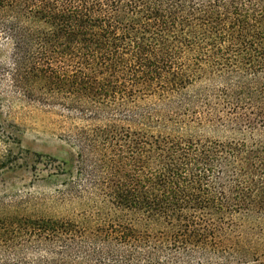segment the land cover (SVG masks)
Returning a JSON list of instances; mask_svg holds the SVG:
<instances>
[{
    "label": "trees",
    "instance_id": "16d2710c",
    "mask_svg": "<svg viewBox=\"0 0 264 264\" xmlns=\"http://www.w3.org/2000/svg\"><path fill=\"white\" fill-rule=\"evenodd\" d=\"M1 49L81 210L0 216V264H264V0H0Z\"/></svg>",
    "mask_w": 264,
    "mask_h": 264
},
{
    "label": "rangeland",
    "instance_id": "374dc122",
    "mask_svg": "<svg viewBox=\"0 0 264 264\" xmlns=\"http://www.w3.org/2000/svg\"><path fill=\"white\" fill-rule=\"evenodd\" d=\"M9 56L0 50V216L75 217L81 205L60 194L66 178L60 169L74 153L60 138L62 111L27 98L26 79L3 74Z\"/></svg>",
    "mask_w": 264,
    "mask_h": 264
}]
</instances>
